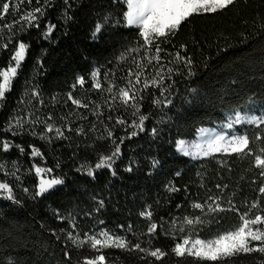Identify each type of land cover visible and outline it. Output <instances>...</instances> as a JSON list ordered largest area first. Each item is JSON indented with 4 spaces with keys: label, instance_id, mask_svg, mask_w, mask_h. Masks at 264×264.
I'll list each match as a JSON object with an SVG mask.
<instances>
[{
    "label": "trees",
    "instance_id": "obj_1",
    "mask_svg": "<svg viewBox=\"0 0 264 264\" xmlns=\"http://www.w3.org/2000/svg\"><path fill=\"white\" fill-rule=\"evenodd\" d=\"M3 2L7 0H0ZM43 4L44 0H40V4L32 0L30 5L24 0L15 14L10 7L0 24L18 20L25 11ZM68 4L70 8L64 0H54V6L48 7L38 21L39 28L20 31L17 24L13 29L16 35L8 48L0 50V69H6L17 43L23 41L29 45L22 69L13 81L12 91L6 94L5 106L0 109V128L10 116L23 115L29 99L23 94L34 86H38L45 101L41 113L52 112L57 124L63 123L59 116L75 110L67 100L69 92L85 103L89 99L101 102L100 95L89 90L93 70L100 69L101 79L106 72L114 73L112 78L122 87L126 83L122 77L135 67L132 58L139 59L143 55V52H131L142 44V38L137 27L126 25L125 15L129 10L126 0H68ZM65 11L71 19L64 18ZM97 23L103 27L93 39ZM49 24H54L55 29L50 38L45 39ZM6 36L7 32L4 43H8ZM181 45L186 46V52L181 50ZM161 47L167 52L181 51V55L190 56L196 74L187 76V69L180 66L185 74L173 77L176 81L173 102L168 107L156 106L150 94L153 90H147L141 111L149 118L145 121V130L135 137L128 138L133 131L131 127L106 119L108 115H119L131 124L134 118L130 109L128 112L122 107L113 112L101 109L105 112L101 119L112 129L116 142L124 138L122 155L113 165L115 176L106 168L95 170V178L77 171L81 164L94 169L99 157L110 155L114 148L106 138L103 125L96 123V130L90 131V122H94L95 117L86 109L79 111L87 115V120L70 117L74 128L84 126L86 136L65 132L69 139L48 143L29 134L12 136L0 132V141L10 140L25 150L21 153L13 147L4 152L0 148V163L5 164V171H0V181L13 187L18 201L0 196V264H83L85 258L100 253L87 245L77 249L66 239L67 232L73 231L74 235L78 232L83 237L85 233L100 230L125 236L133 244L139 242L142 248H160L167 253L156 261L150 256L142 258L144 254L138 251L108 248L103 249L105 264H149L150 261L154 264H220L177 257L172 249L183 242L190 228L192 239L210 241L239 227L243 213H249L250 218L257 213L264 215L261 211L264 195L259 193V188L264 186V176L254 162V156L261 154L259 148L264 147V139H256L258 134L264 137V126L238 124L232 129L225 126L234 109L242 114H264V0H237L216 13L194 14L181 24L170 43H162ZM125 53L128 55L121 61L120 56ZM161 56L169 58L165 52ZM79 76L86 80L84 90L79 86L73 90L72 85ZM104 97L107 98V93ZM153 128L156 135H152ZM205 131L225 137L246 134L253 154L238 156L221 151L208 157H195L180 150L181 141L187 145ZM30 146L39 149L44 158L32 156ZM33 165L52 168V175L63 178L64 184L44 196L34 197L38 177ZM129 166L131 172L125 170ZM16 169H19L16 172L19 179L6 175ZM217 184L227 185V188L218 189ZM169 186L179 191L170 192ZM24 188L28 189L27 193ZM209 197H220L218 202L225 209L230 207L228 201L231 200L238 211L211 213L207 211ZM101 200L102 208L99 207ZM254 201L259 202V208L251 207ZM193 203L205 205L206 211L194 209ZM145 210L153 212L151 221L140 215ZM194 216H201L205 223L194 228L184 225L185 217ZM72 221L76 224L75 230L71 227ZM153 221L158 227L150 236L148 228ZM180 228L184 231H179ZM231 259L235 264H264V256L259 253L241 254Z\"/></svg>",
    "mask_w": 264,
    "mask_h": 264
},
{
    "label": "snow or ice",
    "instance_id": "obj_2",
    "mask_svg": "<svg viewBox=\"0 0 264 264\" xmlns=\"http://www.w3.org/2000/svg\"><path fill=\"white\" fill-rule=\"evenodd\" d=\"M28 4L32 3V0H27ZM37 4H40V0H36ZM237 0H126L128 4V11L126 12L125 19L127 26H135L140 32L142 38V44L138 47L131 49V52L140 53L143 55L139 59L136 57L132 58V62L135 65L134 68L128 69L125 75L122 77L126 81L124 86H119L116 83L114 73L106 72L101 79V71L99 68L92 71L90 74L91 88L90 91L97 92L101 97V102L89 99L87 103L83 102L82 99L73 96L72 92L67 94V100L71 101V104L75 106V110L70 111L66 115H60L59 120L63 123L57 124L56 119L53 117L52 112L46 115L41 113V107L45 106V101L42 93L38 86H34L24 92L23 96L29 97L25 103V109L23 115L14 114L9 117L7 123L3 128H0V132L11 133L12 136H20L23 134H29L38 137L42 141L52 143L54 140L69 139V136L65 135V132L75 133L78 136H86L87 133L84 130L83 125L73 127V121L70 117H76L79 120H87V115L81 113L80 109H86L90 115L95 117L94 122H90V131L96 130V123L104 126V132L107 134L106 138L110 139L114 148L110 155H102L95 163L94 169L87 164H81L77 171L86 173L88 176L95 178V170L99 169H110L111 174L115 176L116 170L113 165L122 155L121 144L124 138H120V143H117L113 138L112 129L104 123L101 119L104 117L105 112L101 109H106L107 112H113L118 108H123L125 112L131 110L130 115L134 118L131 124L121 116L117 115L113 117L108 115L106 119L112 121L115 119L116 125H124L131 127L133 131L130 133L128 138L135 137L139 132L145 130V121L148 120V116L143 114L141 111V101L144 99V94L148 89H152L150 93L154 99L153 103L160 107H168L172 105V92L174 91V84L176 81L173 79L174 76H180L185 74L183 69H187V76H194L196 73L193 69V61L190 56L181 55V51L175 53L167 52L166 49L161 47L162 43H170V38L179 31L181 24L188 20L189 17L194 14L201 13H216L218 10H224L229 6L234 5ZM24 3V0H7V2L0 3V20L4 19V16L9 14L10 7L12 13L15 14L19 11L20 5ZM64 4H68V0H64ZM54 6V0H44L43 6L32 8L31 10L25 11L18 20L12 22H6L0 24V50L7 49L8 44L11 43L16 32L13 31L17 24L20 25V31H27L28 28H39V20L46 14L45 10L48 7ZM66 20L71 19L67 15V11L63 14ZM103 25L97 23L93 32V39L96 38L97 34L101 32ZM55 29L54 24H49L46 31L44 32V38L49 39L51 33ZM5 32H7V41L4 43ZM29 45L20 41L17 46L13 49L9 65L6 69H0V109L5 106L6 94L12 91L13 81L18 76V71L22 69L23 62L26 59ZM181 50L187 51L185 45H181ZM165 52L168 59L161 56V53ZM128 54H121V61L126 59ZM183 66V69L180 66ZM86 80L83 76H79L76 82L72 85L73 90L80 87L84 90ZM156 90H159V95H156ZM195 91V90H193ZM107 93V98L104 94ZM35 100V104H33ZM55 100V97H52ZM21 102L23 97H21ZM227 128L232 129L235 125H254L257 128L264 126V114L255 115L248 113H241L239 109H234L233 113L227 117ZM40 128L41 131H37ZM152 135H156V129L153 128ZM105 138V137H98ZM257 140L264 139L259 134L256 137ZM251 141L249 137L245 135H233L231 137L217 136L213 140L209 141L207 147L203 149L202 154L208 156L213 152H225L228 154L252 155L253 150L249 147ZM17 148L21 153L25 150L21 145L13 144L10 140L0 141V148L4 152H8L11 148ZM32 147V156L41 157L43 159V153ZM180 148L183 150L184 142H180ZM260 155L254 156L255 167L261 169L260 175L264 176V147L259 148ZM188 155V152L184 153ZM200 153L197 154L199 156ZM155 161L153 165L155 166ZM59 165H57L58 167ZM15 168V165H13ZM35 175L38 177L37 190L34 193V197L44 196L51 190L55 189L59 185L64 184V179L58 176L52 175L53 169L48 167H40L33 165ZM12 171L10 174L12 177L19 179L16 176V172ZM131 172L132 167L129 166L125 169ZM0 171H5V164L0 163ZM179 174V173H177ZM218 189L227 188V185H219ZM25 193L28 192L27 188L23 190ZM168 191L177 192L178 188L169 186ZM259 193L264 195V186L259 188ZM0 196L7 200H13L16 198L13 192V187L9 183L0 181ZM209 203L207 205V211L211 213L223 212L226 210H236L235 205L231 200L228 201L230 207L225 209L221 207L220 197H209ZM104 202L99 201V207L102 208ZM179 207V205H177ZM194 209H199L201 212H205V205L201 203H193ZM252 208H259V202L254 201L251 205ZM99 210V208L97 209ZM261 211H264L262 209ZM142 217H145L149 221L153 216L151 210H145L140 213ZM60 219H64L60 217ZM241 224L234 230H230L224 234L219 235L217 238L205 241L199 238H191V228L188 235L183 236L182 243H177L172 249V252L177 257H194L199 261L208 262H220V264H235V261L231 258L237 257L241 254L247 255L252 253H259L264 256V215L257 213L254 217H249V213H243L240 216ZM103 223V221H101ZM184 225L195 227L205 223L201 216L185 217L183 221ZM73 230L76 229L74 221L71 222ZM123 227V226H121ZM157 223L151 222L148 228V234L154 235L157 230ZM131 226H129V231ZM179 231L183 232L184 228H180ZM56 235V233H53ZM57 239H60L57 236ZM66 239L77 248L81 249L87 245L90 249L97 253H100L92 258H85L83 264H105V255L103 249L116 248L122 249L128 252L138 251L143 253L144 259L147 257H153L156 261L161 260L166 252L160 248H142L139 242L133 244L125 236H118L114 233H109L106 230H100L99 232L88 234L85 233L83 237L77 232L75 235L73 231L67 232ZM151 244V240H149ZM67 255V252H66ZM149 264H154L150 261Z\"/></svg>",
    "mask_w": 264,
    "mask_h": 264
},
{
    "label": "rangeland",
    "instance_id": "obj_3",
    "mask_svg": "<svg viewBox=\"0 0 264 264\" xmlns=\"http://www.w3.org/2000/svg\"><path fill=\"white\" fill-rule=\"evenodd\" d=\"M133 27H135V26H133ZM217 136H222V134L221 133L214 132V131L213 132L212 131H205L195 141L190 142V143H187V145L184 144L183 150H181V148H180V150L182 152H184V153L185 152H188L189 154H191V155H193L195 157H201V156L208 157L211 154L216 153V152H213V153H211L208 156H204L202 154V151H203L204 148L207 147L208 142L211 141V140H213ZM198 153H200L199 156H197Z\"/></svg>",
    "mask_w": 264,
    "mask_h": 264
}]
</instances>
